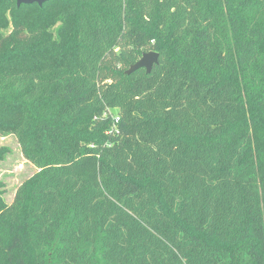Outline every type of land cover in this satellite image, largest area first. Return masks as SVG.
Returning <instances> with one entry per match:
<instances>
[{"label":"trees","instance_id":"1","mask_svg":"<svg viewBox=\"0 0 264 264\" xmlns=\"http://www.w3.org/2000/svg\"><path fill=\"white\" fill-rule=\"evenodd\" d=\"M9 136L0 264H264V0H0Z\"/></svg>","mask_w":264,"mask_h":264},{"label":"rangeland","instance_id":"2","mask_svg":"<svg viewBox=\"0 0 264 264\" xmlns=\"http://www.w3.org/2000/svg\"><path fill=\"white\" fill-rule=\"evenodd\" d=\"M9 147L11 153L0 162V181L6 185L5 199L13 200L16 189L35 173V168L22 156L17 140L13 136L0 137V147Z\"/></svg>","mask_w":264,"mask_h":264},{"label":"water","instance_id":"3","mask_svg":"<svg viewBox=\"0 0 264 264\" xmlns=\"http://www.w3.org/2000/svg\"><path fill=\"white\" fill-rule=\"evenodd\" d=\"M50 0H16L17 6L38 4L40 7ZM160 54L155 51L144 53L142 57L132 65L126 72L127 75H131L140 69H145L149 74L152 72L153 66L159 63Z\"/></svg>","mask_w":264,"mask_h":264}]
</instances>
